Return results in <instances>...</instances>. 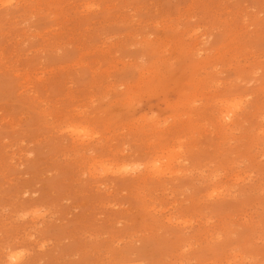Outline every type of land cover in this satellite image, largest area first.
Masks as SVG:
<instances>
[{
    "label": "rangeland",
    "instance_id": "374dc122",
    "mask_svg": "<svg viewBox=\"0 0 264 264\" xmlns=\"http://www.w3.org/2000/svg\"><path fill=\"white\" fill-rule=\"evenodd\" d=\"M0 264H264V0H0Z\"/></svg>",
    "mask_w": 264,
    "mask_h": 264
}]
</instances>
